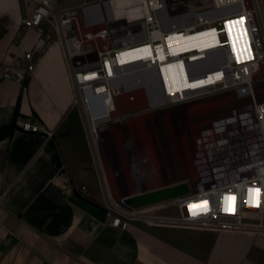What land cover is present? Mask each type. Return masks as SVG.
Returning <instances> with one entry per match:
<instances>
[{"label":"built area","instance_id":"built-area-1","mask_svg":"<svg viewBox=\"0 0 264 264\" xmlns=\"http://www.w3.org/2000/svg\"><path fill=\"white\" fill-rule=\"evenodd\" d=\"M111 1L60 6L56 0H24L32 11L19 25L39 28L48 22L53 35L39 38L27 52L7 56L0 80L21 84L57 47L111 226L124 230L129 220L141 218L139 210L115 207L107 198L101 129L138 113L159 112L160 121L177 113L175 136L166 128L160 131L158 158L163 175L172 176L169 184L184 183L189 192L162 204L173 207L175 215L153 217L170 228L264 235V77L254 78L264 64L261 1L136 0L118 17L108 12L92 19L86 14ZM197 33L203 36L194 38ZM200 44L208 48L198 58ZM171 49L176 52L170 54ZM176 60L186 85L177 78L167 93L160 69ZM138 91L143 105L136 104ZM218 97L228 99L200 115L182 112L181 117L173 111ZM121 100L135 105L120 110ZM18 125L23 132L53 135L39 124ZM79 191L93 196L88 187Z\"/></svg>","mask_w":264,"mask_h":264},{"label":"crops","instance_id":"crops-1","mask_svg":"<svg viewBox=\"0 0 264 264\" xmlns=\"http://www.w3.org/2000/svg\"><path fill=\"white\" fill-rule=\"evenodd\" d=\"M31 11L24 0H0V69L7 56L53 35L48 22L39 28L19 25ZM141 115H149V121L160 113ZM22 122L53 135L23 132ZM8 125L12 128L2 133ZM107 131L102 135V150L110 152L105 178L118 200L122 193L157 188L144 186L153 176L132 174L136 190L127 191L121 175H114L119 160ZM129 162L145 169L143 158L130 156ZM80 187L93 196H83ZM0 264H264V235L170 228L141 219L129 220L124 230L111 226L78 108L53 46L21 84L0 80Z\"/></svg>","mask_w":264,"mask_h":264},{"label":"rangeland","instance_id":"rangeland-1","mask_svg":"<svg viewBox=\"0 0 264 264\" xmlns=\"http://www.w3.org/2000/svg\"><path fill=\"white\" fill-rule=\"evenodd\" d=\"M59 3H81L86 2L90 0H57ZM261 1V5L263 7L264 11V0ZM264 18V16H263ZM264 20V19H263ZM260 77H264V64L260 67V72L255 75V79H258ZM138 102L136 104L143 105L144 101L141 98V92L135 93ZM264 98L261 97V99ZM227 97H218V98H210L204 101H200L194 104H191L187 106L184 110L182 109L181 112L176 111L180 113V116L182 117L183 114H189L191 117L203 114L207 112L210 109L219 107L225 103L227 100ZM135 104H131L129 102H124L123 100L120 101V110H127L131 107H133ZM175 112V113H176ZM143 113H138L132 116H128L124 118L122 121L117 122L115 124H111L109 126V130L107 131V134L110 138V143L113 146V153L115 157L119 160V176L121 175V178H123V181L125 183V188L127 191H135L136 186L133 180L134 175L132 171V165L131 162H129V157L133 156L134 158L138 157L144 158L146 157L148 159V163H145V169L141 167V173L142 178H146L147 176H153V182H147L144 184V186L150 187L154 184L156 186H162L163 182L165 180L171 181V175H168L165 177L163 175V169L160 164L159 158H158V150L161 148V142H160V131L163 130V128H166L167 131L172 133L175 136V128L173 123H176L177 126L179 125V116L176 113L174 116H171L170 114L167 115V117L163 120H159L158 117L150 118L149 121H146L145 118L147 116H142ZM153 115V114H151ZM128 125L131 128V133L128 132ZM167 139L168 135L167 133L162 134V144L164 145V153L166 157H168L169 160V149H167ZM126 141H129L130 144L127 145ZM130 148V151L127 150ZM104 154V168L105 171L108 173L109 165L107 161L110 162V152L106 149L103 152ZM168 163H170L168 161ZM170 166H173V163H170ZM108 169V170H107ZM110 172V170H109ZM109 193L113 199L116 201L118 200L117 191L115 189H112L111 186H109ZM118 202V201H117ZM160 214H166V215H175V211L173 207H165L161 206L152 208L150 210H146L143 212L142 215L147 216H160Z\"/></svg>","mask_w":264,"mask_h":264},{"label":"bare ground","instance_id":"bare-ground-1","mask_svg":"<svg viewBox=\"0 0 264 264\" xmlns=\"http://www.w3.org/2000/svg\"><path fill=\"white\" fill-rule=\"evenodd\" d=\"M135 1L136 0H112L108 4V6L101 5L100 7L95 6V7L89 8L87 10L86 14L88 16H90L92 19H98L101 15L108 14V12H110L111 14H114V16L118 17L125 11L124 9H126L129 6H131L132 3L135 2ZM199 36H203L202 33L195 34L194 38L199 37ZM197 47H198L200 52H198V54H196V56H199L198 58H200L206 52L208 47H207V45H204V44H200ZM175 52H176V50H174V49L169 50L170 54H174ZM176 62H177V60H176ZM160 76H161V83H162V87H163L164 92L168 93L170 91V89L173 87V84H175L174 82H176L177 78H182L181 79L182 80L181 81V85L182 86L186 85V82H185V79H184V76H183V69H182V66H181L180 62H177L176 65L173 64L172 66L171 65L167 66V67L164 66L163 68H161L160 69ZM181 110L182 109H174L173 111L174 112H176V111L181 112ZM108 126H109V124L103 126V128L101 129L102 130L101 131V139H102L101 145L103 144L102 143L103 142L102 135L108 130ZM104 138H105V141H109V138L107 137V135H104ZM128 150L130 151V148ZM102 165L104 166L103 162H102ZM103 169H104V167H103ZM132 171H133L134 175H136L137 177H141L142 176L141 169L139 168V166L136 163H133ZM105 181H106V178H105ZM105 183L107 184V182H105ZM106 184H104V185L106 187L107 198L111 201L113 206H115V207L116 206H121V204L119 203V200L117 202L115 199H113L111 197V195L109 193V190L107 189ZM162 204L153 205V206H150V207H146V208L140 209L137 212L138 213L137 217H139L142 220H144L146 222H149V223L159 224L160 222H163L162 220H160L158 218H155L153 216L142 215L144 211L150 210V209L156 208V207H161Z\"/></svg>","mask_w":264,"mask_h":264},{"label":"water","instance_id":"water-1","mask_svg":"<svg viewBox=\"0 0 264 264\" xmlns=\"http://www.w3.org/2000/svg\"><path fill=\"white\" fill-rule=\"evenodd\" d=\"M189 192L186 184H166L136 194L122 193L119 203L128 210H140L153 205L167 203Z\"/></svg>","mask_w":264,"mask_h":264},{"label":"trees","instance_id":"trees-1","mask_svg":"<svg viewBox=\"0 0 264 264\" xmlns=\"http://www.w3.org/2000/svg\"><path fill=\"white\" fill-rule=\"evenodd\" d=\"M11 128H12L11 125L5 126V127H3V128L1 129V132H2V133H8L9 130H10Z\"/></svg>","mask_w":264,"mask_h":264},{"label":"snow or ice","instance_id":"snow-or-ice-1","mask_svg":"<svg viewBox=\"0 0 264 264\" xmlns=\"http://www.w3.org/2000/svg\"><path fill=\"white\" fill-rule=\"evenodd\" d=\"M169 39H171V37H169ZM225 210H227V209H225Z\"/></svg>","mask_w":264,"mask_h":264}]
</instances>
